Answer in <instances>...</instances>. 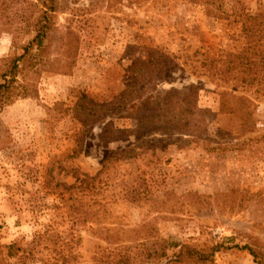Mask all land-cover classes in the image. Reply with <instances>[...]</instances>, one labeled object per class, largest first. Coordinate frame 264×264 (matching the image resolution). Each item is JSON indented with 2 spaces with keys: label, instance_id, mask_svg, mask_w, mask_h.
Masks as SVG:
<instances>
[{
  "label": "rangeland",
  "instance_id": "374dc122",
  "mask_svg": "<svg viewBox=\"0 0 264 264\" xmlns=\"http://www.w3.org/2000/svg\"><path fill=\"white\" fill-rule=\"evenodd\" d=\"M56 3L74 65L45 40L36 94L0 108V264H264V92L210 67L253 45L246 23L264 50V0ZM23 39L0 32V57ZM222 91L249 99L242 126Z\"/></svg>",
  "mask_w": 264,
  "mask_h": 264
},
{
  "label": "trees",
  "instance_id": "16d2710c",
  "mask_svg": "<svg viewBox=\"0 0 264 264\" xmlns=\"http://www.w3.org/2000/svg\"><path fill=\"white\" fill-rule=\"evenodd\" d=\"M56 8V0H0V32L9 33L14 43L19 39L24 38L23 40H25L19 45L20 53L0 57V108L18 97L36 94L35 76L39 75L41 68H53L52 65L48 67L50 63L46 57L45 40L57 37V48H60L61 53H64L63 55L67 58L62 67L70 69L74 65L79 36L68 27L62 33L54 32L53 14ZM242 29L245 37L250 38L253 45L250 47L247 45L248 47L246 46L236 54L227 53L220 64L211 62V74L215 75L217 80L248 89L252 87L254 91L264 92V50L259 43L260 40L254 32L250 31V26L247 23L242 25ZM27 71L31 72L33 79L27 78ZM196 90V86L190 85L185 92L169 89L167 93L193 96L196 94ZM235 95L230 91L220 93L219 112L234 114L236 125L242 126L248 120L249 99L245 96ZM193 108H195L194 105L191 106V110ZM187 111L190 112V108ZM170 114L171 117L166 119L167 122H174L179 116H182V112H176L175 109ZM135 120L136 126L139 127L144 119L135 117ZM147 121L154 123V120L151 119H147ZM69 170L76 174L74 168ZM78 176L79 174L75 178L78 179ZM80 181L85 180L81 178ZM62 185L64 186V184ZM183 246L184 248L176 255V262L185 261L186 264L211 262L210 256L218 248L213 246L209 251H204L188 245ZM12 248V244L8 245V255L12 254Z\"/></svg>",
  "mask_w": 264,
  "mask_h": 264
}]
</instances>
